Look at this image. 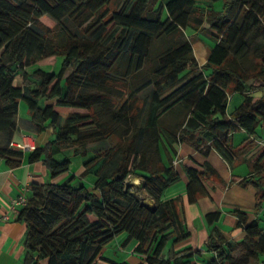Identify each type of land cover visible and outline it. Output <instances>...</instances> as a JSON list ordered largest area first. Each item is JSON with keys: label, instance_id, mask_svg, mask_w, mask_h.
Wrapping results in <instances>:
<instances>
[{"label": "trees", "instance_id": "obj_1", "mask_svg": "<svg viewBox=\"0 0 264 264\" xmlns=\"http://www.w3.org/2000/svg\"><path fill=\"white\" fill-rule=\"evenodd\" d=\"M188 29L213 41L201 67ZM58 57V73L38 67ZM148 88L142 122L137 106ZM257 91H264V0H0V158L11 168L25 159L9 148L23 102L35 133L51 136L26 161H40L51 180L67 177L30 185L16 218L26 228L21 264H126L103 252L123 234L147 264H198L190 250L161 257L169 240L190 237L181 199L161 201L175 180L172 166L161 164V148L176 152L174 144L185 136L194 148L210 141L228 163L251 152L254 142L239 149L230 136L243 130L248 140L264 131V94ZM233 95L242 102L228 113ZM113 123L126 126L123 133ZM114 137L117 144L91 154L79 176L69 173L66 157L55 160L65 151L86 157L87 145ZM252 160L253 172H262L264 146ZM89 174L95 177L91 188L73 184ZM205 174L187 170L189 202L205 193ZM129 175L143 178L154 209L125 185ZM218 217L205 216L209 225ZM237 218L242 239L232 244L213 230L207 264H264V229L240 212Z\"/></svg>", "mask_w": 264, "mask_h": 264}, {"label": "crops", "instance_id": "obj_2", "mask_svg": "<svg viewBox=\"0 0 264 264\" xmlns=\"http://www.w3.org/2000/svg\"><path fill=\"white\" fill-rule=\"evenodd\" d=\"M193 44H198L204 50L202 61L195 57L201 67L206 62L214 44L209 42L206 45L208 50L199 43L193 42ZM256 93L264 94V91ZM241 102L242 96L233 95L227 109L228 113L238 108ZM22 112H25L28 118H22ZM49 138H51L49 131L35 133L26 105L21 102L16 118V132L9 148L24 153L25 159L20 166L11 168L0 158V216L9 217L8 221L0 225V264H21L25 256L23 243L26 228L23 222L16 220L18 213L12 209V201L19 196L27 195L31 184L48 181L62 182L67 178L60 176L51 180L45 166L40 161L35 163L26 161L28 152H24L23 145L42 147ZM247 138L243 130H238L230 136L232 145L236 148H242L247 141H252L257 145L256 149L246 154L242 153L231 163L226 162L207 140L205 144L194 148L184 136L174 144L176 152H167L161 148V164L167 168L172 166L175 174V180L163 192L161 201L181 199L179 212L190 232V237L181 243L172 244L170 242L172 240H169L165 246L167 254L163 252L161 254L163 259L171 260L176 254L190 250L193 255L197 252L192 259L194 263L207 264L211 259V253L208 251V238L213 230L223 235L232 244L242 239L243 231L237 226V212L242 213L247 221L257 220L264 229V168L260 173H255L252 169L253 155L264 146V131L258 130L256 138L250 137L246 140ZM91 154L94 153L88 151L87 156ZM205 167H209L213 174H205ZM192 169L198 171L199 174H205L202 178L205 193L197 196V200L193 203L189 202L187 197V186L189 185L187 170ZM259 198L261 205L257 207ZM217 212L219 213L218 220L212 225L207 224L205 216ZM125 240L126 235L123 234L109 244L113 243L121 255L117 263L147 264L145 255L135 250L138 244ZM233 254H238V249H235ZM41 264H46V262Z\"/></svg>", "mask_w": 264, "mask_h": 264}, {"label": "rangeland", "instance_id": "obj_3", "mask_svg": "<svg viewBox=\"0 0 264 264\" xmlns=\"http://www.w3.org/2000/svg\"><path fill=\"white\" fill-rule=\"evenodd\" d=\"M220 8H221V3H216L214 5L215 10H220ZM186 34H187V37H188L191 44H193V42L199 43L207 50H208V48L206 45L209 42H211L213 44V41L210 38H207V36H205L203 34L198 35L190 29H188L186 31ZM192 48H193L194 57L198 58L197 56H200L201 59L203 60V57H202L203 53H204L203 48L201 46H199L198 44H193ZM198 60H199V58H198ZM61 62H62V57H58L54 63L48 64V65H41L38 67L45 72L56 74L60 71ZM36 69H37V67L33 66V67L28 68L27 72L32 73ZM69 73H70V70L66 73V75H68ZM151 92H152V89L148 88L143 93H141L139 95L137 112H141L140 119L142 122L144 121V118L146 117V115L149 112V108H150L149 107V102H150L149 101V99H150L149 95ZM23 105H24V103H23ZM21 117L22 118H24V117L28 118V115L25 112H22ZM102 118H103V120L108 119V117H106V116H103ZM111 127L114 130L118 131V133H123L126 126H123V125H120L117 123H113V124H111ZM131 128L132 127L130 125L129 131L131 130ZM126 139H128V138L126 137ZM117 140H118V138L114 137L113 139H110V140H107V141H104L101 143H92V144L87 145L86 149H88V151L96 154L100 151H104L106 149H109L111 146H115L117 144ZM138 140H139L138 142L140 144L141 138H139ZM63 157H66L70 161L69 173L74 174L76 176H79L81 174V172L83 170H85L83 167V164L87 161L88 156L87 157L74 156L72 153H70V151H65L64 154L55 155V160L57 162H61L63 160ZM94 180H95L94 175L89 174V175L85 176L82 180L77 178L73 184L75 186H77V185L82 183V184H85L87 187L91 188V186H93V184H94ZM125 185L130 189V191L135 195L136 199L140 203L147 205L150 209L155 208L154 201L148 196V194L146 193V191L144 189V182H143L142 177L136 178V177H133L132 175H129L127 177V179L125 180ZM170 242H172V241H170ZM103 252H104L105 256L111 258L112 260H114L116 262H119V260H120L119 258H121L120 253L118 252L117 248H115L113 243L109 246H106L104 248ZM163 253L167 254V248H164Z\"/></svg>", "mask_w": 264, "mask_h": 264}, {"label": "built area", "instance_id": "obj_4", "mask_svg": "<svg viewBox=\"0 0 264 264\" xmlns=\"http://www.w3.org/2000/svg\"><path fill=\"white\" fill-rule=\"evenodd\" d=\"M35 149V147L33 145H30V144H24L23 145V150L24 152H31ZM27 193L29 194L30 191H27ZM22 195V196H19L17 199H14L12 201V209L14 210L15 213H18V211L23 208L24 206H26L27 202H28V196L29 195ZM9 220V217L6 216V215H1L0 216V225L3 223V222H6Z\"/></svg>", "mask_w": 264, "mask_h": 264}, {"label": "bare ground", "instance_id": "obj_5", "mask_svg": "<svg viewBox=\"0 0 264 264\" xmlns=\"http://www.w3.org/2000/svg\"><path fill=\"white\" fill-rule=\"evenodd\" d=\"M137 182V181H136Z\"/></svg>", "mask_w": 264, "mask_h": 264}]
</instances>
